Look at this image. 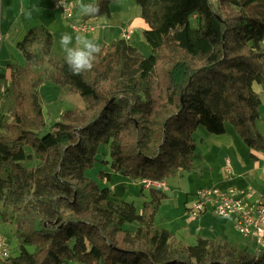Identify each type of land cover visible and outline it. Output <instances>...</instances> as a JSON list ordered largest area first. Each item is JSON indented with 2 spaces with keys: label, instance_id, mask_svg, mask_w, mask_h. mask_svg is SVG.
<instances>
[{
  "label": "trees",
  "instance_id": "16d2710c",
  "mask_svg": "<svg viewBox=\"0 0 264 264\" xmlns=\"http://www.w3.org/2000/svg\"><path fill=\"white\" fill-rule=\"evenodd\" d=\"M118 1L94 3L102 16ZM134 1L149 56L116 40L92 71L74 76L42 24L17 44L24 62L0 70V235L13 225L16 244L3 264H264V252L228 240L176 241L155 222L165 192L151 190L138 213L87 177L103 148L113 172L135 182L193 172L201 126L220 137L231 124L264 154L253 89L264 86V0ZM45 83L78 94L84 107L48 122Z\"/></svg>",
  "mask_w": 264,
  "mask_h": 264
},
{
  "label": "crops",
  "instance_id": "0c3cea01",
  "mask_svg": "<svg viewBox=\"0 0 264 264\" xmlns=\"http://www.w3.org/2000/svg\"><path fill=\"white\" fill-rule=\"evenodd\" d=\"M95 1L84 0V3H94ZM70 2L73 3L74 16L72 20L65 19L56 10L57 0H0V56L10 59V57L15 55V52H19L17 44L25 37L26 33L31 28L42 24L47 25L54 35V51L56 54H64L60 45L62 34L66 32L71 33L73 36L77 34L72 30L71 26L73 23H85L90 26L92 28L91 31L81 34L86 35L89 39L94 38L101 48L110 46L116 40H125L123 37L124 28L131 31V36L128 40L129 44L134 34L138 32L143 35V32L148 29V25L142 18L141 7L136 3L128 1L123 6L119 5L121 4L120 2L118 4L113 3L110 6L109 15L88 19L80 16L76 0H70ZM261 47L264 51V41ZM3 52L6 53L3 54ZM253 89L260 95L262 100L259 125L261 119L264 122V86L254 84ZM259 130L264 135L263 130ZM225 134L220 138L227 135ZM220 140L222 139H219V144L217 145L203 147L200 155L196 154L197 148L193 155L194 166L208 169L209 185L239 190L251 187L258 195L264 197V154L249 148L240 151L234 148L232 141L226 139L225 142H221ZM228 165L230 173L226 171ZM114 194L116 193L114 192ZM241 238L244 242L239 241L234 243L246 245L249 247L250 252L255 254V250L251 247L250 243L242 236ZM69 264L80 263L70 262Z\"/></svg>",
  "mask_w": 264,
  "mask_h": 264
},
{
  "label": "rangeland",
  "instance_id": "374dc122",
  "mask_svg": "<svg viewBox=\"0 0 264 264\" xmlns=\"http://www.w3.org/2000/svg\"><path fill=\"white\" fill-rule=\"evenodd\" d=\"M128 1L135 3L134 0H119L115 4L120 2L121 4L119 5L123 6ZM130 44L136 47L146 57L151 54V50L145 42L144 36L138 32L133 35ZM5 53L3 52V54ZM20 53V51L15 52V55L10 57V59L0 56V70L6 71V65L8 63H23L24 58ZM40 90L43 97L44 115L50 123L60 121L61 115L65 111L84 107L83 98L78 94L70 93L68 88L62 89L55 84L45 83ZM257 126L264 132V122L262 119ZM226 129L228 131H226L227 135L225 134L226 136L220 138L222 136H213L202 126L199 127L198 131L194 134L196 144L198 145L196 154L200 155L202 153L201 149L207 145L213 146L219 144V139H222L220 140L221 142H225L226 139L232 141L234 148L240 151L248 149L231 124H227ZM103 149H100L98 152V162L92 169L86 172L87 177L98 182L101 187H112L116 193L115 200L134 203L137 212L140 213L145 203L150 202L152 191L144 189L142 181L145 179H139L135 182L128 177L113 172L110 163H108L110 161L108 151L107 149ZM101 174H105V176L107 174L110 175L111 181L108 178L102 179L100 177ZM208 175L207 168L196 166V170L193 172H181L174 177L167 178L165 183L168 185L169 191H167V198L162 201L156 215V225L170 232L176 241L183 242L187 246L196 245L198 238H219L233 242H244L241 235L234 229L229 220L214 217L210 214L204 215L200 219H193L186 214V207H189L196 199L194 194L200 188L212 186L209 185ZM120 198L122 199L118 200ZM135 228L136 226H133L131 230ZM5 229V234H1V236L6 237L12 243V247H15V241H12L14 226L8 225ZM0 264H2L1 260Z\"/></svg>",
  "mask_w": 264,
  "mask_h": 264
},
{
  "label": "built area",
  "instance_id": "2783aa9c",
  "mask_svg": "<svg viewBox=\"0 0 264 264\" xmlns=\"http://www.w3.org/2000/svg\"><path fill=\"white\" fill-rule=\"evenodd\" d=\"M56 10L63 15V8ZM64 16V15H63ZM73 9L70 16H64L67 20L73 19ZM75 33H87L92 30L85 23L72 24ZM131 31L123 29V37L130 39ZM1 41V39H0ZM226 171L230 173V167ZM144 189L159 192L169 191L164 181L145 179L142 181ZM196 199L186 207V214L193 219H200L205 214L223 218L232 222L234 229L250 243L255 250V255L264 252V197L249 187L244 190L235 188H219L207 186L200 188L195 194ZM12 256V246L9 240L0 235V260L7 261Z\"/></svg>",
  "mask_w": 264,
  "mask_h": 264
},
{
  "label": "clouds",
  "instance_id": "9594fccd",
  "mask_svg": "<svg viewBox=\"0 0 264 264\" xmlns=\"http://www.w3.org/2000/svg\"><path fill=\"white\" fill-rule=\"evenodd\" d=\"M76 6L82 17L95 19L100 16L98 3H84V0H76ZM57 7L63 8L64 16H70L73 3L70 0H57ZM60 45L64 52V61L74 76H81L92 71L102 54V48L94 38L89 39L80 33L75 36L67 32L62 34Z\"/></svg>",
  "mask_w": 264,
  "mask_h": 264
},
{
  "label": "water",
  "instance_id": "95a60500",
  "mask_svg": "<svg viewBox=\"0 0 264 264\" xmlns=\"http://www.w3.org/2000/svg\"><path fill=\"white\" fill-rule=\"evenodd\" d=\"M183 102V101H182Z\"/></svg>",
  "mask_w": 264,
  "mask_h": 264
}]
</instances>
